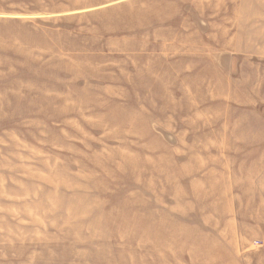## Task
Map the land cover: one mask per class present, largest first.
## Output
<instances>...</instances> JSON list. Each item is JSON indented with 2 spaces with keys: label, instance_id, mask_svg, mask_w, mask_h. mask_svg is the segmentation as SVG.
<instances>
[{
  "label": "rangeland",
  "instance_id": "1",
  "mask_svg": "<svg viewBox=\"0 0 264 264\" xmlns=\"http://www.w3.org/2000/svg\"><path fill=\"white\" fill-rule=\"evenodd\" d=\"M0 264H264V0H0Z\"/></svg>",
  "mask_w": 264,
  "mask_h": 264
}]
</instances>
